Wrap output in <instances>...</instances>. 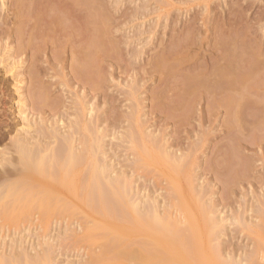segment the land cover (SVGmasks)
<instances>
[{"label": "bare ground", "instance_id": "1", "mask_svg": "<svg viewBox=\"0 0 264 264\" xmlns=\"http://www.w3.org/2000/svg\"><path fill=\"white\" fill-rule=\"evenodd\" d=\"M180 1L183 3L149 0L137 8L136 19H147L157 12L158 19L172 20L179 16L182 5L190 2ZM105 8L102 0H0V264H55L56 239H47V235L58 227L66 229L59 239L60 246L83 250L87 257L84 264H264V203L260 204L259 224L237 223L256 241L254 252L238 257L235 251L219 247L215 243L229 217H216L219 201L208 205L205 192L195 185L191 169L198 150H170L180 145L178 136L190 134L184 116H191V109L176 116L169 114L162 103L172 90L167 89L169 83L178 82L170 81L174 75L168 72L166 63H187L185 52L200 44L209 27H196L193 19L186 35L179 34L178 41L173 40L179 45L177 49L163 52V58L154 60L143 75L139 73L145 79L165 76L160 79L164 90L157 102H152L151 114L135 96V83L141 80L138 75L132 76L122 63L117 64L119 70L103 71L104 61L116 66L115 57L105 49L104 38L109 34ZM8 9L15 14L10 15ZM191 9L184 10L186 15L191 11L195 14L196 9ZM228 19L221 29L226 37L210 47L215 60L204 63L200 81L197 75L195 88H199L190 92H199L197 97L207 101L201 120L211 126L218 110L231 115L235 109L238 118L245 95L264 91V61L256 59V63L242 66L244 72L235 77L240 66H234V72L231 59L237 44L230 39ZM135 53L132 49L129 54ZM69 56L70 70L57 72L60 65L66 68ZM198 68L196 61L189 64L193 71ZM117 77L122 82L128 77L133 80L123 90L131 112L122 116L128 125L123 128L125 133L115 139L117 150L112 151L108 161L105 132L121 128L122 118L117 120L115 110L122 100L107 95L105 89L107 81ZM57 92L59 95L53 99ZM104 104L113 112L108 119ZM147 115L153 117L144 121ZM164 115L179 126L171 143L165 129L149 132ZM227 124L223 126L227 128ZM7 137H11L10 142L4 145ZM118 152L129 158L128 173L110 164ZM224 160L219 158V164L216 161L214 177ZM132 172L138 179H155L154 186L165 185L166 196L156 199L148 194L146 200L141 199L140 189L131 180ZM228 200L221 204L231 209ZM234 212L230 215L238 222L240 212ZM25 232L35 239L1 241ZM38 236L44 242H38Z\"/></svg>", "mask_w": 264, "mask_h": 264}, {"label": "rangeland", "instance_id": "2", "mask_svg": "<svg viewBox=\"0 0 264 264\" xmlns=\"http://www.w3.org/2000/svg\"><path fill=\"white\" fill-rule=\"evenodd\" d=\"M85 1L88 3L95 2V0ZM102 1L106 5L104 10L106 20L105 25L107 26V32L109 33L104 38L105 49L107 50L108 55L113 58L115 57V60H113L116 63V66L114 67L111 62L104 61L103 71L107 73L113 72L116 69L119 70L117 64L122 63V65L129 68L132 76L135 77L138 75V78L141 80L139 82L136 81V83L134 82L136 86L135 96L142 101L141 105L146 108L145 111L147 112H153L152 102L156 101L160 92L164 90V86L161 83L162 80L160 79L165 76L161 77L160 75H156L145 79L141 77L139 73L143 75L144 71L151 68L150 64L154 60H157V58H163L164 53L169 50H176V47L179 45H176L178 43L173 44V40L178 41L177 37L179 34H183L182 36L184 37L191 22L196 21V27H203L205 30L209 27V31L203 32L204 37H202L204 39L199 41L200 44L191 48L188 53L185 52V58L188 60L187 63L183 64L181 61L177 60V62L170 60L169 64L166 63L168 72H173L174 75V78L170 81L177 80L178 82L175 84L169 83L167 89L172 88V90L167 94L169 97L166 96V101L163 100L162 103L167 106L170 111L168 112L169 114L173 113L176 116L185 114L186 111L188 113V110L191 109V112L189 113L191 116L186 115L184 116L185 119L183 118L185 125L191 129L190 134L186 135L183 133L184 136L181 134V136L177 137L176 130L179 126L175 125L174 122L167 120V116L165 115L159 117L160 119L158 118V123L156 126L150 128L149 132H154L163 128L167 132V134L165 132V135H167V139L170 140V143L174 141L176 137L179 141L182 140L180 145L174 146L170 149L171 151H176L179 147L186 151L190 147H192L190 149L195 148L198 150L195 156V164L191 169V173L195 177V185L199 186L198 190L203 189L205 192L208 205H212L213 201H219L221 207L217 209L216 217H219L220 219L225 218L227 215V218L229 217V220L224 223L222 231L220 232V238H218V241H216L215 244L219 247L228 249L229 252L232 251L233 253L235 251L237 256L239 255L238 257H246L248 254L254 252L257 243L251 238V235L243 225L240 228V225L238 226L237 223H260V216L258 213L261 211L260 204L264 203V91L245 95L239 109L240 114L238 118L235 114L237 111L235 109L231 112V115H227L226 110L224 109L218 110L217 120L212 126L208 121H206L207 123H203L201 120L202 111L206 113L208 108L207 101L204 100L205 98L203 101L197 97L199 92H196V95H193L190 92L194 93L199 88H195L197 84V75L198 80L200 81L202 78L200 77V74L203 73L204 63H207L208 60H215L212 51H210V47L213 45L215 46L226 37L222 34L221 29L223 25L222 23L227 18H230L227 22L230 23L229 29L232 31L230 33V39L235 42V45L237 44V53L234 51L231 59L234 63L232 64L234 72L238 69L240 70L235 77L239 76L242 71L244 72L242 66L254 64L257 60L264 61V0H190L189 3L184 4L186 6L182 5L183 10L178 14V17L172 18V20H167L165 17L163 19H158L157 12L152 13L147 19L137 20L136 17L138 16H136L137 14L135 15V11L137 8L148 4L149 0ZM180 2L183 3L180 0H176V4H181ZM10 9L7 11H9L10 15H14L15 13L12 10L10 11ZM190 9H196L195 14L193 13L194 11H191V14L188 13V15H186L187 10ZM122 15L126 18L122 17ZM157 21L159 22L157 23ZM219 35L225 37L222 38L219 37ZM237 46L239 49H237ZM132 49H135L136 53L131 55L129 53ZM193 61L197 62L199 66L198 70L196 69L193 71L189 69V64ZM65 63L66 68L62 69L60 65L57 67V72L62 73L63 71L68 72L70 70L72 63L70 56L68 60L66 59ZM29 65L30 61H28L26 66L28 67ZM234 66L236 68L240 66L241 69L237 68L236 70ZM262 72L261 76H264V70H262ZM52 75L53 73L49 76L52 77ZM49 76H46V78ZM53 77L54 79H57V76ZM130 81H133L131 77L126 78L124 82H122V78L119 79L117 77L113 82L110 81L109 83L108 80L106 83L105 91L107 95L110 94L121 97V104L118 103V108H116L115 111L119 115L117 120L119 121L121 118V120H123L119 121L122 123L121 128L113 131L106 130L105 132L106 149L109 152V154H107L108 161L111 159L110 154L112 151H114V149L117 150V147L114 144L115 142L118 143V140L115 139L125 133L123 132V128H126L128 125L127 122H124L127 118L123 119V114L131 112V103L123 96V90L128 88V83H131ZM49 82L51 81L48 80V83ZM135 86L133 85V87ZM25 94L29 95V86L25 89ZM57 95H59L58 92L54 94L52 98L54 99ZM193 98L197 99L194 101ZM104 107L107 109L105 118L108 119L113 112L108 105L104 104ZM147 116L148 117H146V120L144 121H148L153 117V115ZM141 120H143V118ZM200 122L203 124H200ZM225 123L227 124V128L226 126H223ZM106 127L107 124H105L103 128L106 129ZM196 127H199V131L196 130ZM201 127L202 129H200ZM181 130H184V128H180V131ZM157 134L158 133L155 135ZM10 138H6L4 145L10 142ZM218 155L219 157H217ZM219 158H225V162L222 168H219L220 174L218 173V175L214 177V174L212 175V173L215 168H218L216 167L218 166L216 161H218L219 164ZM127 159L129 158H127L126 153L118 152L114 155L110 164L115 165L117 171L119 170L122 173H128L130 169L127 167ZM222 160L223 159L220 161ZM221 171H223V173H221ZM131 176V180L135 183L136 188H139L141 191V199L148 194H151L153 198L156 199L166 196L165 185L154 186L153 181L155 179H152L151 181L144 176H142V179H138L137 175L133 174V172L131 173ZM217 177L220 179L219 181H217ZM234 177L236 178L233 179ZM228 182L230 186H228ZM144 199L146 200V198ZM225 200H228L227 202L232 204V210L230 208H223L221 203L225 202ZM234 211L240 212L238 222L231 216H234ZM75 229L76 226L73 227V230ZM65 230V228L58 227V229L55 228L49 235H47V239H56L55 242H53L54 245H57L54 253L55 264H84L87 257L84 255L85 253L83 250L78 251L73 247L63 248L60 246L61 244H59V242L61 243V240L59 241V239H61ZM38 233L39 236L42 237V233ZM27 234L28 233L25 232L20 236H12L11 238L7 237L1 241L4 242L6 240L5 242L7 243L16 239H21V237L28 239L27 242L30 239H35L33 234L32 236H27ZM39 236L37 241L44 242L41 238L39 239ZM260 264H263V261H261Z\"/></svg>", "mask_w": 264, "mask_h": 264}]
</instances>
